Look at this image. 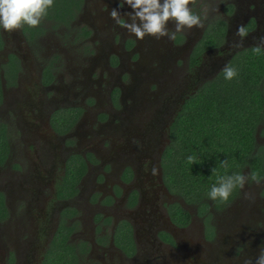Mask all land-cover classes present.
I'll list each match as a JSON object with an SVG mask.
<instances>
[{"label": "flooded vegetation", "instance_id": "obj_1", "mask_svg": "<svg viewBox=\"0 0 264 264\" xmlns=\"http://www.w3.org/2000/svg\"><path fill=\"white\" fill-rule=\"evenodd\" d=\"M108 1L111 0H84V6L89 3L95 12L105 10L108 17L105 14L103 19L93 17V23L96 21L99 27L86 26L87 37H82L84 26H79L80 39L108 40L106 28L113 23ZM238 3L239 0L228 1L217 18L227 25L224 43L231 35L240 41L236 33L241 25L247 32L242 46L230 54L228 63L245 48H251L245 44L252 43L253 38H264V0H256L255 6L248 0L239 18ZM119 11L125 19L123 14L132 9ZM210 24H206V29ZM59 25L45 17L37 27L25 25L11 32L0 27V59H3L0 60V183L5 184L0 187V264H44L56 240H67L74 246L81 264H189L175 253L179 238L174 231L184 232L191 227L193 216L188 207L195 205L186 203L167 186L164 155L171 144L170 128L175 117L208 80L198 76L192 80L194 86L187 88L186 81L192 76L189 74L178 83L173 78L172 64L177 55H187L191 46L187 68L199 74L206 54L214 50L227 54L228 47L224 49L223 43L206 49L195 60L205 32L191 42L179 34L175 39L176 52L158 59L149 51V38L153 37L143 39L141 54L136 55L135 44L127 46L130 33L126 30L120 51L105 47L102 60L93 63L97 57L91 58V67L83 69L84 81L74 78L73 82V77L65 72L70 80L67 84L62 82V71L68 70V66H63ZM114 26L123 28L117 23ZM48 39L51 42L48 41L46 49ZM184 41L188 45H183ZM193 41V45L189 44ZM95 72L100 74V83L94 80ZM128 73L131 80L126 84L124 78ZM145 73L154 74V81L171 76L170 82L164 84L169 87L166 91L163 86L159 95L152 94L161 108L157 112L152 111L153 102L141 95L140 85L150 79L143 76ZM214 78L212 75L210 80ZM181 84L184 85L181 90L187 91L176 102L170 90H177ZM79 96L81 105L73 103ZM170 105L174 106L171 113ZM46 138H51L58 150L50 148L52 144ZM20 145L28 149L29 157L27 153H19ZM29 158L40 170L35 171V177L27 175L28 181L11 189L8 172L17 173L14 160L24 169L30 167ZM81 162L86 168L77 185L78 192L73 194L66 183H70L73 169L80 171ZM153 168L157 169L156 174ZM36 174L41 182L35 181ZM47 184L54 193L44 198ZM9 197H14L11 205ZM51 201L54 217H48L45 211ZM176 205L190 214L188 225L175 222ZM12 229L23 232L17 234L19 237L8 235ZM210 233L215 237L213 229ZM208 242V253L203 250L208 264H235L233 258L228 263L227 258L222 259L224 256L218 257L217 249H212V243ZM95 257H101L102 263Z\"/></svg>", "mask_w": 264, "mask_h": 264}, {"label": "trees", "instance_id": "obj_2", "mask_svg": "<svg viewBox=\"0 0 264 264\" xmlns=\"http://www.w3.org/2000/svg\"><path fill=\"white\" fill-rule=\"evenodd\" d=\"M84 0H54L46 18L70 26L81 12ZM255 23L251 25L253 29ZM227 25L224 21L212 22L197 47L195 60L202 51L224 43ZM89 36L83 29L82 37ZM248 48L236 54L229 62L238 71L232 81H226L221 72L207 81L183 105L170 128L171 144L164 155L165 180L169 189L186 203L195 205L200 214L211 220L209 209L225 210L241 196L236 189L227 203L212 201L208 197L218 175L251 171L258 180L264 179V150L258 145V134H264V50L260 54ZM195 155L196 164L187 157ZM228 159L227 172L219 162ZM81 162L79 170L73 169L69 184L70 193H77L85 172ZM217 168L213 175L212 169ZM67 189V188H66ZM175 222L188 225L190 214L181 206L174 207ZM207 221L206 225H209ZM212 234V233H211ZM44 264H81L76 249L67 240L55 241Z\"/></svg>", "mask_w": 264, "mask_h": 264}, {"label": "rangeland", "instance_id": "obj_3", "mask_svg": "<svg viewBox=\"0 0 264 264\" xmlns=\"http://www.w3.org/2000/svg\"><path fill=\"white\" fill-rule=\"evenodd\" d=\"M228 1L230 0H190L193 12L200 15L202 22L204 23V27L193 28L192 30H186L185 32L178 33L177 35L182 34L185 38L189 40V42H191L194 38L196 40L200 34L206 32L205 30H207L206 29L207 23L210 22L212 23L219 20L217 18L221 17L220 15H222L223 13L224 5ZM249 1L251 2L252 6H255L254 3L256 0H249ZM246 2H248V0H242V2L239 0L238 4H240V9L239 11H237L238 14L237 18L240 17V12H242V8H244ZM108 4L111 9L118 7L119 10H127V9L131 10V8H129L126 4L121 8L122 0H118V2L117 0H111L108 1ZM106 5H103L101 7L103 8ZM83 6L81 9L80 16L79 17L77 16L71 22L70 26H65L60 24L59 27H57V30L60 32V44H61L63 66L64 67L68 66V70L65 68L63 69L64 71H62V82H65L67 84L70 83V80L68 79V77H66L65 72L68 74V76L73 77V82H74V78L84 81L85 77L82 75V72L84 71L83 69H87V68L89 69L91 67L90 59L97 57V59L93 61V63L96 62L98 63L99 58L102 60V57L105 55L107 51L106 49H104L105 47L111 48L112 50L120 51L124 43V39L122 40V34H126L125 33L126 29L125 30L124 28L117 29L114 26L116 22H114L113 20V23L106 28L109 31L108 40L106 42H101L99 38H93V40H86V41L80 39L79 32L81 30H78L79 26H84V28H87L86 26L93 27L92 25H94V27L95 26L99 27V24L96 21H94L93 23V19H94L93 17H100L101 19H103L104 16L102 14H105V17H108L106 15L107 12H105V10H102L100 12H95L94 11L95 9H93V5H91L90 7L89 3L87 4V6L86 5L84 7ZM256 6L258 7V5ZM243 11H245V8ZM230 15H232L231 17L234 16V10L231 11ZM126 18L127 17L125 16V19ZM232 24L234 25L235 22L232 21ZM171 27L172 25L170 24L169 28L171 29ZM232 27L234 30L235 27L234 26ZM262 30L263 29L261 28V32ZM261 38L262 37H260L259 40H255L253 38L252 43H247L245 45H247L248 47L255 46L260 42ZM229 39L230 40H227L224 43L225 45L223 44L224 49L228 47L227 54L222 53V51L217 52L215 50L206 54L204 68L199 74L192 70L189 71L187 68L188 65L187 59L191 51L190 50L191 46L189 52L187 51V55L185 56L177 55L175 58L178 59L175 60L174 64H172L173 66L172 72L174 75L173 78L178 83H180L184 79L186 80L188 78V75L190 74L192 77L190 80H188L189 82L186 81V86L188 85L187 88L188 87L192 88L195 82L192 80H196L198 76L201 77V79L203 78V80L205 79V81L206 80L210 81L212 75L216 77L224 68V66L226 64H229L228 59L230 57V54L235 49H237V47H233V44L239 42L238 38L235 35L233 36L231 35ZM126 40L128 41L127 46L129 45V43H132V45L135 44V47L133 48L135 49V54L140 55L141 54L140 47L143 44V40H139L131 34H129ZM149 40H151L149 43V46L151 47L149 50L150 54L154 55L158 59H160V57L165 55L166 53L168 52L174 53L176 52V49H178L175 40L173 41L167 38H161L158 40L154 37L149 38ZM48 41L51 42L49 39L46 41V49H48L47 48L49 44ZM194 41L189 44L193 45ZM179 45H182V43L180 42ZM183 45H188V44L187 42L184 41ZM246 49L248 48H245L244 50ZM0 60L2 61L3 59L1 58ZM73 68H77L78 70L73 71ZM68 72H70L71 74ZM88 75L89 73L85 74L86 77ZM93 75H94V80L97 83H100V78H99L100 74L98 72H95ZM104 75L106 76V79H108V73L106 72ZM153 75L150 76L149 73H145L143 75L144 77L148 76L150 79L144 80V82L140 85V89H141V95H143V97H147L149 102H153L152 111L157 112V109H159L160 106L153 99L154 96L152 94L159 95L158 90L163 86H164L163 89L166 91V88L169 87L168 85H164V84L170 82L169 78H171V76H165L164 78L158 81H154ZM131 76L133 77L134 75ZM130 78L131 77L129 73L125 75L124 81L126 84L127 81L131 80ZM133 82L135 81L133 80ZM182 87H184L183 84H181L177 88V90H170L172 100L178 102L179 95H181V97H184L185 95L184 93L185 91H187V89L184 90L183 92V90H181ZM102 91L104 93H107L105 88H103ZM191 91L192 90H190V92ZM80 101H81V97L79 96L75 102L73 101V103L77 105H81L82 102ZM170 107H171V111H170L171 113L174 109V106L170 105L169 109ZM42 140H43L42 142L44 143L46 142L45 139ZM46 140L47 142H51L52 146L50 148L54 146L56 150H58L57 145L52 141L51 138H46ZM78 140L80 141V139ZM116 145L118 149L119 144L117 143ZM258 145L259 147H262L264 150V134H262L261 131L258 134ZM19 153H23V154L27 153L29 157L28 149L23 147V145H20ZM51 154L54 156L52 150H51ZM28 161L30 163L31 168L24 167L23 169L22 166L19 165L18 162H16V159L14 160L13 166H15L17 169L16 174L10 173L7 170H5L6 172L9 173V180H11L9 183L11 189H16L18 183L26 181L27 175H31L32 177H35V171L40 170L39 166H37L33 162V160H31V158H29ZM34 179L36 182H41L40 175L38 176L36 174V178ZM4 186L5 184L3 182L0 183V187H4ZM145 189L146 188H143V190ZM107 190L108 187L105 189V191ZM53 193L54 191L52 190V187H50L47 184L43 191L44 198L50 197ZM241 193H242L241 196L237 200H235L231 205H229L225 210L217 211L213 208L209 209L211 213L210 221H208V219H206L205 216L200 214L196 206L188 207V211H190V213L193 216V223L191 227H189V229L184 232L174 231L179 238V244L178 246H176L175 253L180 257H182L184 260H186L189 264H192L193 261L198 262L200 264L203 262H205L204 264H208V261H205V255L203 253V250L208 253V244H210L208 241H210L212 243L211 248L214 250L217 249L218 257L224 256L222 259L227 258L226 261L228 263L230 262V258H233L235 264H242L243 262L241 261V257H243V260L245 258H251L254 262L253 264H255L256 257L259 255L262 246H264V179L259 181V183L250 181L249 185H246L245 189L241 191ZM245 193L249 194L250 198H245ZM9 199H10L9 204L11 205L12 199H14V197L12 199L11 197H9ZM53 204H54L53 201L47 202L45 211L48 214V217L55 216V213L52 210ZM203 218H205V221ZM207 221L209 225H206ZM211 229L214 230V234H215V237L213 236L214 238L210 233ZM21 232L23 231L20 229L18 230L12 229L11 232H8L9 233L8 235H16L15 237H19L17 234ZM48 233L50 234L49 231ZM232 234L234 235V238ZM229 236L231 238H229ZM203 242H205L207 246ZM95 258L96 260L102 263L101 257H95ZM212 264H214V262ZM232 264L234 263L232 262Z\"/></svg>", "mask_w": 264, "mask_h": 264}, {"label": "clouds", "instance_id": "obj_4", "mask_svg": "<svg viewBox=\"0 0 264 264\" xmlns=\"http://www.w3.org/2000/svg\"><path fill=\"white\" fill-rule=\"evenodd\" d=\"M127 5L132 11L124 13L127 20L122 18L121 11L112 9L110 17L121 27L125 28L131 35L139 40L147 36L156 39L167 38L175 40L178 33L193 28H203L204 23L199 14L194 13L190 0H122L121 8ZM54 6V0H0V27L5 31L21 29L25 25L37 27L48 15L49 10ZM172 25L171 29L169 25ZM236 35L240 37L238 43L233 47H241L243 38L246 37V28L241 25L237 29ZM264 50V38L254 46L253 51L260 54ZM226 81H232L238 76V71L230 63L221 70ZM197 157L189 155L187 162L196 164ZM219 167L227 169L230 167L228 159L220 161ZM156 174L157 169H152ZM213 175L217 174V168L212 169ZM259 183L257 174L250 172L218 175L216 183L213 184L208 197L212 201L227 203L236 189L243 191L249 182ZM245 198H250L245 193ZM243 264H253L251 258H245ZM255 264H264V246L256 257Z\"/></svg>", "mask_w": 264, "mask_h": 264}]
</instances>
